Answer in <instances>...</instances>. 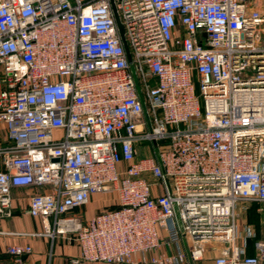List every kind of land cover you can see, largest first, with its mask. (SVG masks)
<instances>
[{
  "label": "built area",
  "instance_id": "1",
  "mask_svg": "<svg viewBox=\"0 0 264 264\" xmlns=\"http://www.w3.org/2000/svg\"><path fill=\"white\" fill-rule=\"evenodd\" d=\"M259 4L0 0V219L13 188L50 187L27 212L74 235L73 264H190L157 252L158 227L165 243L186 235L194 259L207 241L233 245L235 205L264 203ZM93 194L116 203L82 222L73 213ZM256 248L215 264H264Z\"/></svg>",
  "mask_w": 264,
  "mask_h": 264
},
{
  "label": "crops",
  "instance_id": "2",
  "mask_svg": "<svg viewBox=\"0 0 264 264\" xmlns=\"http://www.w3.org/2000/svg\"><path fill=\"white\" fill-rule=\"evenodd\" d=\"M86 1V0H82ZM50 187H15L11 191V216L0 219V264H73L72 260L80 255L78 242L73 234H58L54 232L53 221H49L51 234L41 218L28 214V202L31 195L49 192ZM116 203V196L93 194L88 203L73 214L82 222L87 221L95 213ZM235 205V239L233 245L223 241H207L202 244L198 255L191 256L192 245L188 237L180 235L178 243H165L167 233L163 227H158L160 246L157 252L163 255H173L182 251L190 264H215V258L220 254L231 255L233 248L243 250L244 255L257 254L256 242L264 241V203ZM245 227H249L252 237H246ZM28 245L31 252L14 256L7 252L9 246ZM78 264H108L104 262L80 261Z\"/></svg>",
  "mask_w": 264,
  "mask_h": 264
},
{
  "label": "rangeland",
  "instance_id": "3",
  "mask_svg": "<svg viewBox=\"0 0 264 264\" xmlns=\"http://www.w3.org/2000/svg\"><path fill=\"white\" fill-rule=\"evenodd\" d=\"M257 1V0H256ZM260 1V9L261 11H264V0H258ZM199 90H198V84H196V94H198ZM8 142L6 140L5 134H4V130H3V126L0 125V146H7ZM142 145H147V143H142ZM141 154H143V152L141 151ZM141 154L138 153L137 157H141ZM0 168H1V164H0ZM261 202H254L253 204H260ZM247 203L245 202H239L238 205L239 206H243L246 205ZM86 222V221H85Z\"/></svg>",
  "mask_w": 264,
  "mask_h": 264
},
{
  "label": "water",
  "instance_id": "4",
  "mask_svg": "<svg viewBox=\"0 0 264 264\" xmlns=\"http://www.w3.org/2000/svg\"><path fill=\"white\" fill-rule=\"evenodd\" d=\"M115 19H116V23H117V26H118V29H119V33H120V36H121V39H122V42H123V46H124V49H125V52H126V55H127V59L130 60L129 52H128L126 43H125V41L123 39V29L120 26L119 21H118L116 15H115Z\"/></svg>",
  "mask_w": 264,
  "mask_h": 264
}]
</instances>
